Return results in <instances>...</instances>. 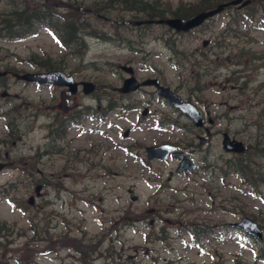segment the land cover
I'll return each mask as SVG.
<instances>
[{
	"label": "rangeland",
	"instance_id": "obj_1",
	"mask_svg": "<svg viewBox=\"0 0 264 264\" xmlns=\"http://www.w3.org/2000/svg\"><path fill=\"white\" fill-rule=\"evenodd\" d=\"M25 1L29 6L44 2ZM74 1L93 0H51L44 10ZM196 1L161 0L171 9L178 3L194 8ZM7 2L0 0L1 12ZM234 11L225 10L198 31L180 35L182 46L176 49L196 50L197 56L182 64L159 39L167 37L160 35L163 31L174 32L158 24L122 22L123 12L116 10L99 18L85 13L90 29L105 34L87 38L83 56H72L43 28L20 39L0 36V65L36 71L43 69L36 63L49 58L50 67L95 84L92 93L71 95L61 94V88L10 79L7 98H2L5 89L0 87V142L13 148L5 158L11 165L0 171V221L11 229L6 238L10 244L0 238L6 243L0 249L5 264H264L255 258L260 252L264 257V151L261 156L249 152L256 187L230 170L223 174L218 169L225 167L223 160L242 157L222 150L223 131L260 148L264 144V30L257 28L264 21V0H254L252 14L244 12L251 19L232 15ZM228 23L231 30L226 32ZM202 39L210 40L208 46H202ZM119 64L133 65L140 80L158 77L196 104L213 121L206 123L209 135L164 105L151 87L117 94L113 88L127 75ZM145 106L149 112L142 116ZM55 110L65 116L81 110L63 140L47 135ZM6 123L14 129L19 125L16 146H10L14 137L8 139ZM125 129L130 130L128 136H123ZM198 133L206 136L203 145ZM164 141L177 143L202 166L208 162L217 167L175 173L177 161L172 158L146 160L143 147ZM15 158L22 174L15 172ZM38 183L43 185L41 195L26 210L9 201L27 203ZM129 188L137 195L135 201L129 199ZM241 216L260 224L261 240L228 226ZM194 226L209 228L210 236H201L197 243L189 234ZM48 236L52 245L47 246L59 254L46 253L39 238Z\"/></svg>",
	"mask_w": 264,
	"mask_h": 264
},
{
	"label": "trees",
	"instance_id": "obj_2",
	"mask_svg": "<svg viewBox=\"0 0 264 264\" xmlns=\"http://www.w3.org/2000/svg\"><path fill=\"white\" fill-rule=\"evenodd\" d=\"M9 8L5 10L1 16L0 20V32H5L6 34H11L14 32L26 33V31L31 30L34 26L38 24H46L47 26L55 30V35L59 38L61 44L64 46H71L74 48L72 53H80L83 47V42L80 40L81 34L85 33H94V30L90 29V20L87 17H83L82 13L76 9L74 6L67 7L62 14L58 16L52 15H42L40 8H29L28 4L23 0L22 2H16L15 0H7ZM151 7L150 16L162 15L163 11L159 8V5L154 2L148 3ZM49 5L44 3L41 8ZM88 8L95 13H100L101 8L96 7L94 2L87 4ZM48 9L43 10L47 12ZM28 12L24 17L26 18L23 21H17V17L22 16L24 13ZM50 16V17H47ZM47 63L51 62L49 58L45 59ZM43 63L40 61L38 65L47 67L49 64ZM258 144V143H255ZM255 144H250L253 148ZM238 162V170H248L251 172L250 161L248 159L247 163H244L243 160ZM242 162L245 164L243 165Z\"/></svg>",
	"mask_w": 264,
	"mask_h": 264
},
{
	"label": "water",
	"instance_id": "obj_3",
	"mask_svg": "<svg viewBox=\"0 0 264 264\" xmlns=\"http://www.w3.org/2000/svg\"><path fill=\"white\" fill-rule=\"evenodd\" d=\"M234 3L236 2L233 1ZM222 5H219L217 9L211 10L208 12H201L195 17L187 20L185 23H182L179 19H165V20H158V21H164L168 23L170 26L175 27L176 29H187L189 27H192L196 24H198L203 18L211 15L212 13L216 12L217 10H220ZM128 71H131V69H127ZM20 78L29 80V81H37V82H51L58 85H67L69 86L70 90L72 92H75L77 87V82H75L72 78V76H67L65 73H63L60 70H50L47 72H35V73H24L22 75H19ZM155 83L157 84V80H147L142 82V84H148V83ZM84 88L83 90L85 92H90L93 89V84L90 82H82ZM138 87L137 81L133 77L126 78L124 80L123 86L119 88L122 92H127L133 89H136ZM158 92L160 94H163L166 96L167 100L172 102L176 106H181L182 100L175 94L169 92L168 88H161L159 87ZM187 105V104H186ZM192 112V113H191ZM145 113V112H144ZM188 114H191V118L195 121L196 125H200L202 122V119L200 118L199 114L192 108L187 110ZM223 147L226 150H232L236 152L243 151V145L240 142H236L235 140L230 141L228 137L225 135V138L223 139ZM175 147L170 146L168 144H162L154 147H147L146 151L148 153V158L152 157H158V158H166L167 154L173 150ZM172 156L178 157L179 153H173ZM196 165L193 164L192 161H188L184 158L177 167V171H182L185 169L191 170ZM39 187H36V190H38ZM136 196H131V199H135ZM244 228L248 230H254L255 225L251 222H248L247 220H244L241 224Z\"/></svg>",
	"mask_w": 264,
	"mask_h": 264
},
{
	"label": "bare ground",
	"instance_id": "obj_4",
	"mask_svg": "<svg viewBox=\"0 0 264 264\" xmlns=\"http://www.w3.org/2000/svg\"><path fill=\"white\" fill-rule=\"evenodd\" d=\"M96 4V7H100L102 10L100 13L93 12L98 18L104 17L107 12L113 11L119 7H127L139 11L140 13L145 15L146 21H152L155 16H150L151 14V7L150 5L145 2L144 0H93ZM28 12L24 13L22 16L17 17V21H23L26 18L24 17L27 15ZM91 38V37H89Z\"/></svg>",
	"mask_w": 264,
	"mask_h": 264
},
{
	"label": "flooded vegetation",
	"instance_id": "obj_5",
	"mask_svg": "<svg viewBox=\"0 0 264 264\" xmlns=\"http://www.w3.org/2000/svg\"><path fill=\"white\" fill-rule=\"evenodd\" d=\"M11 73L12 72L9 71L5 76H2L0 78V80L1 79H5V81H6V79L8 80L11 77V75H10ZM64 90H65V88H64ZM66 92H68V91L67 90L62 91L61 94L66 93ZM65 114H66V112L59 113L57 110L54 111V115L52 116L51 127L48 130V135H50V138H57V137H61L63 135V132H64L63 127H65V126H62L61 125L62 124L61 123V120L63 118L65 119V117H66ZM64 123L65 122H63V124ZM20 138L21 137L18 135L17 136V139H20ZM12 144H16V141H13ZM5 155H7V154L5 153ZM0 164H1V166H3V165L6 166L7 165V163L5 162V160H2L1 158H0Z\"/></svg>",
	"mask_w": 264,
	"mask_h": 264
}]
</instances>
